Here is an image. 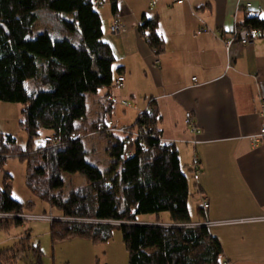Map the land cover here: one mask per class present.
<instances>
[{
	"label": "trees",
	"instance_id": "1",
	"mask_svg": "<svg viewBox=\"0 0 264 264\" xmlns=\"http://www.w3.org/2000/svg\"><path fill=\"white\" fill-rule=\"evenodd\" d=\"M104 1L0 0V101L24 105L22 124L28 134L25 148H20L12 135L0 134V169L13 156L26 161L27 187L60 211L59 219L50 225L53 241L85 237L107 242L113 228L118 227L129 253L128 264H226L221 242L202 224L207 219L202 218L200 208L195 219L202 221L194 227L187 226L195 220L188 206V177L175 146L162 142L156 110L130 126V129L135 123L151 126L150 135L118 137L105 130L112 121L105 114L113 109L107 96L112 94L119 73L113 71L116 57L103 39L102 18L97 8ZM109 1L115 16L117 1ZM150 5L156 4L150 0ZM42 8L54 11L67 31L79 34L80 42L75 44L69 37H55L47 31L32 36L36 11ZM263 21L250 16L244 24L260 26ZM156 26V19H144L139 30L154 54L159 55L163 41L155 31ZM101 88L105 91V102L98 120L90 124L88 131L76 120L85 121L86 97ZM41 129L51 130L49 137L56 144L48 145L45 141L44 147L34 149V139ZM85 131L107 136V151L113 157L107 171L102 172L86 160L84 136L79 135L81 132L86 135ZM198 162L197 159L195 163ZM64 172L84 175L88 187H77L65 195ZM11 188L12 176L4 172L0 213L19 214L31 209L33 201L23 203L13 198ZM163 212L168 213L174 225L138 223L140 215L153 214L159 219ZM11 220L0 219V226L21 223L18 218ZM151 227H155L156 235L152 236ZM28 238L29 233L13 246L2 249L0 262L14 264L27 247H33Z\"/></svg>",
	"mask_w": 264,
	"mask_h": 264
},
{
	"label": "crops",
	"instance_id": "2",
	"mask_svg": "<svg viewBox=\"0 0 264 264\" xmlns=\"http://www.w3.org/2000/svg\"><path fill=\"white\" fill-rule=\"evenodd\" d=\"M111 7L109 0L101 6L102 27L116 57L113 71L124 81L113 88L117 100L110 104L119 105L124 117L129 108L131 125L146 108L156 110L162 142L175 146L191 176L197 217L200 208L202 218L224 220L210 232L222 244L225 263L264 264V144L251 142L264 123V36L229 49L223 42L247 17L264 20V0H159L155 6L119 0L118 33L109 30ZM144 19L157 20L159 55L139 30ZM99 94L105 91L93 97ZM188 112L195 130L185 121Z\"/></svg>",
	"mask_w": 264,
	"mask_h": 264
},
{
	"label": "rangeland",
	"instance_id": "3",
	"mask_svg": "<svg viewBox=\"0 0 264 264\" xmlns=\"http://www.w3.org/2000/svg\"><path fill=\"white\" fill-rule=\"evenodd\" d=\"M99 13H102V9L97 8ZM37 19L33 25V35L39 32L47 31L55 37H69L73 43L78 44L80 42L79 34L70 33L67 31L62 22L56 17V13L50 9L42 8L36 11ZM65 35V36H64ZM105 39V38H103ZM31 84V81H29ZM103 90L102 88L99 89ZM98 92V91H97ZM96 93H90L86 97L87 104V117L85 121L76 120V124H84L87 130L90 129V124L98 120V115L102 109L101 105L104 103V95L99 94L101 97H93ZM24 105L22 103H12L0 101V134H10L16 141L20 148H25L28 141V134L25 130L22 121L24 120V114L22 112ZM128 115L124 117V113L119 105L113 106L111 113L106 112L105 117L111 118L116 126L127 125L132 123L133 114L127 108ZM83 122V123H82ZM85 131L86 135L82 132L80 136H84L83 140L86 147V160L96 165L102 172L107 171L113 162V157L107 151V136L102 132L89 133ZM51 130L41 129L38 136L35 137L33 142V148L45 146L46 138H51ZM118 137H123V134L115 133ZM46 136V137H45ZM48 140V139H47ZM48 145L56 144V141L52 139L51 142H47ZM182 166L183 171L188 177L190 192L191 176L186 166ZM8 172L12 176V188L11 196L23 203L33 201L31 209H25L23 213L26 214H50L55 216L60 214V211L52 207L49 202L43 201L35 196L32 191L26 185V161L21 160L19 157L13 156L7 158L4 161L2 169H0V186L2 185L3 174ZM64 186L62 192L67 195L72 189L77 187H88L84 175L80 173H63ZM94 194V192H93ZM92 194V195H93ZM95 195V194H94ZM188 206L190 213L195 219L197 198L190 194L188 200ZM205 210L207 208H203ZM22 214V213H19ZM153 214L140 215L138 217L139 224H148L146 220L147 216ZM21 223L11 224L4 228L0 226V251L4 248L11 247L15 243L19 242L23 237L29 233L28 243L33 247H27L24 254L20 255L14 264H37L42 262L43 264H128L129 253L125 243L122 240V233L120 228L114 227L112 231V237L107 242H95L90 238L85 237H72L66 239H59L53 241L50 236V221L46 219L34 220L32 218L26 219L21 215ZM161 217H156L151 221L150 225L158 224V226L167 227L174 225L168 218V213L163 212ZM15 219V217L10 218ZM17 219V218H16ZM12 221V220H11ZM201 219H195L188 223L187 226L194 227ZM211 221V220H210ZM224 220H216V224L223 222ZM211 224L208 228L210 229ZM151 234L156 235L154 232L155 227H151ZM39 250L36 252L35 250Z\"/></svg>",
	"mask_w": 264,
	"mask_h": 264
},
{
	"label": "built area",
	"instance_id": "4",
	"mask_svg": "<svg viewBox=\"0 0 264 264\" xmlns=\"http://www.w3.org/2000/svg\"><path fill=\"white\" fill-rule=\"evenodd\" d=\"M117 2L119 0H116ZM159 0H151L152 4H157ZM187 0H174L175 3L177 4H182ZM109 27L110 30L113 33H118L120 30V24L118 23L117 18L113 15L110 20H109ZM264 36V21L263 24L260 26H252L251 24H242V25H237L234 30L231 32L230 36L226 37L224 36V45L226 46L227 49H229L232 45L235 44H240V45H248L251 44V42L257 38V37H263ZM124 81V77L122 75H118L116 80H115V85L114 88L119 89L122 87ZM107 100L111 102H115L117 99L113 94H110L107 96ZM120 103L124 106H130V103L124 99H120ZM262 106V114L264 115V101L261 103ZM152 109L151 108H146L139 116L137 119L139 120H144L146 118V115L151 113ZM191 114L188 112L186 113V118L185 121L188 123V125L192 129H196L194 126L193 122L191 121ZM109 131L108 133H120L123 135H131L133 138L135 137H141L145 135H150L153 132V127L151 126H146V125H141L137 126L135 131H132L130 127L126 126H116L113 121L108 122V127L105 129ZM48 139V140H47ZM46 142H51L52 138H46ZM251 142L254 146L264 144V123L260 127L259 132L256 134H253L251 136ZM145 143L141 142V145L144 147ZM197 160V159H196ZM194 161V163L196 162ZM195 172H193V178L195 181L199 180V172L198 169H194ZM203 208H208V202L203 201L202 202ZM23 215V218L25 217L26 219L32 218L34 220H40V219H46L50 222H52L55 219H59L58 216L53 215L52 213L50 214H7V213H0V219L2 218H21ZM105 222V221H103ZM202 224L206 227H209L211 224H216L214 221H210L209 219L205 220L202 222ZM219 224V223H218ZM158 226V224H154Z\"/></svg>",
	"mask_w": 264,
	"mask_h": 264
},
{
	"label": "water",
	"instance_id": "5",
	"mask_svg": "<svg viewBox=\"0 0 264 264\" xmlns=\"http://www.w3.org/2000/svg\"><path fill=\"white\" fill-rule=\"evenodd\" d=\"M0 264H2V263L0 262Z\"/></svg>",
	"mask_w": 264,
	"mask_h": 264
},
{
	"label": "clouds",
	"instance_id": "6",
	"mask_svg": "<svg viewBox=\"0 0 264 264\" xmlns=\"http://www.w3.org/2000/svg\"><path fill=\"white\" fill-rule=\"evenodd\" d=\"M51 223V222H50Z\"/></svg>",
	"mask_w": 264,
	"mask_h": 264
}]
</instances>
